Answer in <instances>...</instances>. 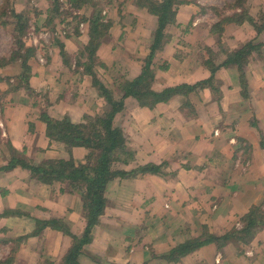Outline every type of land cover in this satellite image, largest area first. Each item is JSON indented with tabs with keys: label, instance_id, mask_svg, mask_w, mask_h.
Instances as JSON below:
<instances>
[{
	"label": "crops",
	"instance_id": "0c3cea01",
	"mask_svg": "<svg viewBox=\"0 0 264 264\" xmlns=\"http://www.w3.org/2000/svg\"><path fill=\"white\" fill-rule=\"evenodd\" d=\"M179 1L175 24L163 33L167 42L154 49L157 18L134 0H117L121 11L110 13L108 41L96 52L98 76L114 88L139 77L149 63L151 89L159 92L206 81L212 67L214 89L197 88L151 109L124 100L113 125L122 130L134 161L115 169L167 166L163 175L108 183L104 213L79 264H264V228L239 251L232 243L220 249L210 243L176 263L163 258L203 233L220 237L238 228L251 207L264 213V0H244L212 15L207 7H218V0ZM243 12L255 25L235 21ZM226 19L221 32L211 31ZM86 27L59 36L45 63L32 69L33 93H10L12 104L0 111V264H60L72 240L43 222L60 220L76 237L85 230L81 196L67 182L47 185L27 169L6 166L14 159L38 166L69 158L65 145L46 136L41 113L80 124L85 115L107 110L84 73L86 58L78 57L89 42ZM246 45L251 48L242 66L227 62L228 52ZM86 154L84 148L70 153L76 162Z\"/></svg>",
	"mask_w": 264,
	"mask_h": 264
},
{
	"label": "trees",
	"instance_id": "16d2710c",
	"mask_svg": "<svg viewBox=\"0 0 264 264\" xmlns=\"http://www.w3.org/2000/svg\"><path fill=\"white\" fill-rule=\"evenodd\" d=\"M51 1L54 12H58L59 0ZM69 2L76 8H82L83 6L93 4L95 0H69ZM134 2L137 7L146 10L147 13L157 18L153 46L154 49L159 48L161 44L167 42L168 39L163 34L164 30L168 25L175 24L176 6L182 2L179 0H134ZM240 14L235 19L237 23L240 24L248 21L254 24L253 19L247 13L243 12ZM12 16L16 20L14 34L17 36L23 33L26 19L22 14L18 13H14ZM50 19L53 18L50 16ZM230 20L226 19L222 24L212 26L211 31L215 32L222 29L221 26ZM48 21L50 22V20ZM76 21L86 22L89 35V42L82 48L78 57L86 58V62L81 64L84 73L91 77L92 86L97 91L99 97L105 101L108 108L102 114L94 117L85 115L84 122L80 124H72L67 116H64L60 120H55L48 117L45 113H41L40 120L46 124V136L50 140L65 145L67 153H69V158L47 161L38 166L30 165L24 162V160L14 159L6 166V170H11L17 165L27 169L36 180L47 185L55 182H67L73 190L80 194L87 223L81 237L73 236L68 227L60 220L43 222L44 226L49 224L52 228L62 232L72 240V244L60 264H79L78 259L83 246L89 244L91 241L92 230L98 224L100 217L104 213L106 205L104 193L110 181L115 178L134 177L137 174H164V169L167 166L166 163L141 166L129 173L115 169L114 166L118 164L128 165L134 161V153L127 147V140L122 130L113 125V119L122 110L124 100L131 97L140 107L151 109L157 104L167 103L175 96H188L197 88L202 90L206 86H210L214 89L213 76L217 70L207 65L211 73V77L208 80L198 82L194 85L182 84L168 87L159 92H155L151 89L154 78L148 63L144 66L139 77L120 84V97L115 99L108 85L99 78L98 72L94 70L97 59L96 52L108 39V31L112 26V22L104 20L99 13L91 14V17L88 19L78 17ZM16 42L18 49L13 55L20 61L21 74L16 77L15 85L8 87L10 88L8 89V93L24 91L31 95L33 93L29 84L31 68L28 62L33 57L34 50L32 48L24 49L20 41ZM58 43L60 42H55V44ZM61 48L60 45L62 57H65L66 55L62 52ZM250 48V45H246L241 50L228 52L227 62L236 64L238 67L242 66L249 55ZM15 58H12V60L16 61ZM6 146L8 148V144ZM73 148H84L87 151L83 161L76 162L71 157L70 153ZM10 153L12 155L14 154L12 148ZM240 220V224L242 225L240 229L232 228L220 237L203 233L202 237L189 240L171 249L166 257L163 258L166 261L176 263L184 256L210 243H215L219 249L228 243H232L239 251L240 246L248 245L257 232L264 228V213L260 207H251L249 212ZM46 264L53 263L46 262Z\"/></svg>",
	"mask_w": 264,
	"mask_h": 264
},
{
	"label": "rangeland",
	"instance_id": "374dc122",
	"mask_svg": "<svg viewBox=\"0 0 264 264\" xmlns=\"http://www.w3.org/2000/svg\"><path fill=\"white\" fill-rule=\"evenodd\" d=\"M58 2L59 10L54 12L51 0H0V111L4 105L11 103L10 99L14 97V94L8 93V89H10L8 87L14 86L16 77L21 74L20 61L13 55L18 49L16 41H20L24 49L32 48L34 50L33 57L28 62L32 75L33 68L45 63L46 55L50 54L51 44H55L56 41L59 42V36H68L66 35L67 30L76 33L80 24H86L84 21H76L78 17L88 19L91 14L99 13L104 20L109 21L110 13L113 14L115 10L116 12L121 11L117 0L116 2L115 0H95L93 4L82 8H76L69 0H59ZM243 2L244 0H218L214 4H217L220 9L209 6L207 7V13H210V15L213 13L219 14V12L229 9V6H233L232 8L242 6ZM14 13L22 14L26 19L23 33L17 36L14 34L16 27V20L12 16ZM50 16L53 19H50ZM86 26H83V29H86ZM222 30L223 28L218 31L221 32ZM107 41L108 39L105 42ZM12 58H15L16 61H13ZM39 59H44V62H39ZM97 67L102 68L96 59L94 70ZM104 78L106 79L104 82L112 91L113 96L114 93L117 94L114 98L118 99L120 97L119 85L115 84L113 88L110 79H107L108 77ZM31 83L29 81L30 85ZM118 91L119 93H117ZM241 227L240 224L236 229Z\"/></svg>",
	"mask_w": 264,
	"mask_h": 264
},
{
	"label": "built area",
	"instance_id": "2783aa9c",
	"mask_svg": "<svg viewBox=\"0 0 264 264\" xmlns=\"http://www.w3.org/2000/svg\"><path fill=\"white\" fill-rule=\"evenodd\" d=\"M83 26H84L83 24H80V25H79V29L82 30V29H83ZM43 60H44V59H39V62L42 63V62H44ZM0 135H1V136H4L3 125H2V123H0Z\"/></svg>",
	"mask_w": 264,
	"mask_h": 264
}]
</instances>
